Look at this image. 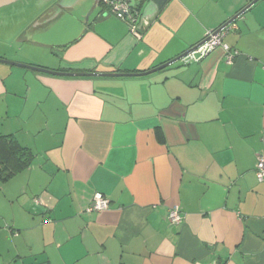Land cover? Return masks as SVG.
Segmentation results:
<instances>
[{
	"label": "crops",
	"instance_id": "crops-1",
	"mask_svg": "<svg viewBox=\"0 0 264 264\" xmlns=\"http://www.w3.org/2000/svg\"><path fill=\"white\" fill-rule=\"evenodd\" d=\"M24 1L0 12V59L130 74L254 0H170L156 16L144 3L156 21L141 40L97 0ZM234 23L207 56L145 76L0 62V134L37 153L0 184V264H264V0ZM96 193L111 205L90 214Z\"/></svg>",
	"mask_w": 264,
	"mask_h": 264
},
{
	"label": "built area",
	"instance_id": "built-area-1",
	"mask_svg": "<svg viewBox=\"0 0 264 264\" xmlns=\"http://www.w3.org/2000/svg\"><path fill=\"white\" fill-rule=\"evenodd\" d=\"M151 0H100L99 4L103 5L109 10L111 14L118 19L126 22L130 26V32L138 40L143 38L142 31V19L143 16L140 13V6L144 3H149ZM237 28L233 22L227 28L221 30L219 33H208L205 38V42L195 53H198L199 58L207 56L210 52L223 44L224 37ZM232 54H229V60L232 58ZM256 175L260 182L264 181V153L261 152L257 156ZM111 201L101 193H96L93 196L91 204L87 209L90 214L98 213L109 209ZM169 221L172 225L178 226L182 222V215L178 207L171 210L169 215Z\"/></svg>",
	"mask_w": 264,
	"mask_h": 264
},
{
	"label": "water",
	"instance_id": "water-1",
	"mask_svg": "<svg viewBox=\"0 0 264 264\" xmlns=\"http://www.w3.org/2000/svg\"><path fill=\"white\" fill-rule=\"evenodd\" d=\"M15 1L16 0H0V8L5 7V6H10ZM81 1L82 0H61L60 3H59V11H61L63 7H69V6L75 7V6H78V4ZM99 1L100 0H97V4H99ZM169 1L170 0H151L149 2V4H148V8H152V10H155V16H156L157 13L162 12L166 8V6L169 3ZM258 1L259 0L252 1L239 14H237L234 18H232L229 22H227L221 28H219L218 30H216L215 31V34L219 33L221 30L227 28L230 24H232L237 19H239L247 10H249L252 6H254ZM66 2L68 4H66ZM88 17L89 16H87L86 20H88ZM152 20H153V22H152ZM155 21H156L155 19L148 18V16H145L144 15L143 16V19H142V28H143V25H146V29L147 28L149 29L154 24ZM204 42H205V40L203 42H201L200 44H198L197 46L191 48L187 52L181 54L177 58H175V59L171 60L170 62H168V63H166L164 65H161V66H159V67H157V68H155L153 70H150V71H147V72H140V73H130V74H125V73L96 74V73H67V72H56V71L49 70V69H45V68H40V67H34V66L25 65V64L14 63V62L2 60V59H0V62L7 63V64H10V65L20 66V67H25V68L32 69V70H37V71H40V72H43V73H47V74H51V75H54V76H90V77H94V76H102V77L103 76H105V77L145 76V75L152 74L154 72L163 70L166 67H169V66L175 64L176 62H178V61L186 58L187 56L195 53L196 50H198V48H200V46H202L204 44Z\"/></svg>",
	"mask_w": 264,
	"mask_h": 264
},
{
	"label": "trees",
	"instance_id": "trees-1",
	"mask_svg": "<svg viewBox=\"0 0 264 264\" xmlns=\"http://www.w3.org/2000/svg\"><path fill=\"white\" fill-rule=\"evenodd\" d=\"M37 153L23 146L14 135L0 134V184L33 167Z\"/></svg>",
	"mask_w": 264,
	"mask_h": 264
},
{
	"label": "flooded vegetation",
	"instance_id": "flooded-vegetation-1",
	"mask_svg": "<svg viewBox=\"0 0 264 264\" xmlns=\"http://www.w3.org/2000/svg\"><path fill=\"white\" fill-rule=\"evenodd\" d=\"M16 3L17 2H14L12 5H10V6H5V7H2V8H0V12H2V11H7V9H11L12 7H14V5H16ZM6 7H9V8H6Z\"/></svg>",
	"mask_w": 264,
	"mask_h": 264
},
{
	"label": "rangeland",
	"instance_id": "rangeland-1",
	"mask_svg": "<svg viewBox=\"0 0 264 264\" xmlns=\"http://www.w3.org/2000/svg\"><path fill=\"white\" fill-rule=\"evenodd\" d=\"M24 1V0H23ZM25 2V1H24ZM6 8H9V7H6ZM7 10H9V9H7ZM89 14V13H88ZM88 14L86 15V18H87V16H88ZM85 18V19H86ZM66 20H67V22H69V19L68 18H66Z\"/></svg>",
	"mask_w": 264,
	"mask_h": 264
}]
</instances>
